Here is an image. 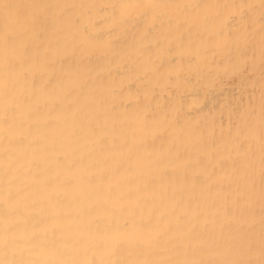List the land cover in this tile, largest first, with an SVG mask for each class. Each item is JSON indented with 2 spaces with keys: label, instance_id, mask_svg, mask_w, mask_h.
<instances>
[{
  "label": "bare ground",
  "instance_id": "1",
  "mask_svg": "<svg viewBox=\"0 0 264 264\" xmlns=\"http://www.w3.org/2000/svg\"><path fill=\"white\" fill-rule=\"evenodd\" d=\"M0 264H264V0H0Z\"/></svg>",
  "mask_w": 264,
  "mask_h": 264
},
{
  "label": "rangeland",
  "instance_id": "2",
  "mask_svg": "<svg viewBox=\"0 0 264 264\" xmlns=\"http://www.w3.org/2000/svg\"><path fill=\"white\" fill-rule=\"evenodd\" d=\"M259 206V205H258ZM257 212V211H256ZM256 212H254V209H253V213L255 214Z\"/></svg>",
  "mask_w": 264,
  "mask_h": 264
}]
</instances>
